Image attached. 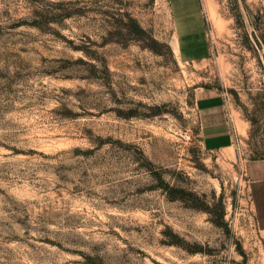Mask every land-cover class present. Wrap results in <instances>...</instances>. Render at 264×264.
<instances>
[{
	"label": "rangeland",
	"instance_id": "rangeland-1",
	"mask_svg": "<svg viewBox=\"0 0 264 264\" xmlns=\"http://www.w3.org/2000/svg\"><path fill=\"white\" fill-rule=\"evenodd\" d=\"M200 5L0 0V264H264V0Z\"/></svg>",
	"mask_w": 264,
	"mask_h": 264
},
{
	"label": "crops",
	"instance_id": "crops-1",
	"mask_svg": "<svg viewBox=\"0 0 264 264\" xmlns=\"http://www.w3.org/2000/svg\"><path fill=\"white\" fill-rule=\"evenodd\" d=\"M169 4L177 23L174 37L180 55L189 58L204 56L206 46L203 40L206 32L200 0H169ZM223 108L224 105L218 99L201 105V112L209 114L202 128V138L210 148H227L232 144L230 119ZM261 188H264V183ZM260 199L264 200L262 192Z\"/></svg>",
	"mask_w": 264,
	"mask_h": 264
},
{
	"label": "trees",
	"instance_id": "trees-1",
	"mask_svg": "<svg viewBox=\"0 0 264 264\" xmlns=\"http://www.w3.org/2000/svg\"><path fill=\"white\" fill-rule=\"evenodd\" d=\"M169 191L172 192V191H174V189L169 188ZM262 194H263V196H264V188L262 189Z\"/></svg>",
	"mask_w": 264,
	"mask_h": 264
}]
</instances>
